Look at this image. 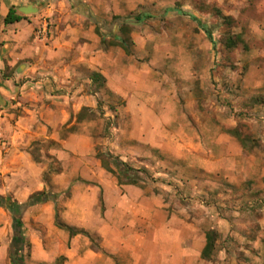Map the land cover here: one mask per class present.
Here are the masks:
<instances>
[{
    "label": "crops",
    "instance_id": "crops-1",
    "mask_svg": "<svg viewBox=\"0 0 264 264\" xmlns=\"http://www.w3.org/2000/svg\"><path fill=\"white\" fill-rule=\"evenodd\" d=\"M143 1L0 0V92L8 120L0 127V195L24 203L36 191L59 193L56 202L24 207L27 261L264 264V202L256 196L264 191V103L248 104L230 125L248 123L251 136L244 144L224 130L221 115L218 121L203 114L197 102L204 87L196 83L197 75H154L151 67L145 73L148 63L128 54L114 43L119 35L102 27ZM29 3L36 12L17 9L24 17L4 23L11 6ZM93 72L104 77L103 86ZM245 80L248 96L263 92L258 87L264 75H246ZM182 90L190 97L186 103ZM83 107L118 118L105 147L135 167L149 166L158 152L182 164L171 168L160 158L155 163L164 170L153 180L142 186L120 184L96 155L97 118L77 120ZM37 142L48 144L47 153L36 154ZM53 159L62 170L48 183L43 174ZM201 171L214 176L204 181ZM225 183L247 189L249 209L261 207L262 215L246 221L242 230L236 227L244 220L238 207L219 199L208 202L216 193L223 195ZM4 203L0 199V264H10L13 235ZM56 212L89 235H71L59 227ZM209 229L219 237L206 259L202 253Z\"/></svg>",
    "mask_w": 264,
    "mask_h": 264
},
{
    "label": "rangeland",
    "instance_id": "rangeland-1",
    "mask_svg": "<svg viewBox=\"0 0 264 264\" xmlns=\"http://www.w3.org/2000/svg\"><path fill=\"white\" fill-rule=\"evenodd\" d=\"M175 5L201 19L211 29L215 42H212L203 27L189 15L178 13L176 10L166 11L168 6ZM148 13L152 16L146 17L145 14ZM1 20L3 21V18ZM124 24L128 30L125 35L131 40L127 53H133L134 58L143 64L148 63L145 73L149 72L151 67L154 75H197L196 83H199V86L203 84L204 87V93L197 103L207 118L214 120L221 115L222 125L227 127L238 119L236 117L238 111H243L248 104H252L251 96L247 95L245 78L246 75H264V0H144L128 15L114 16L102 27L109 29L107 31L111 34L120 35ZM236 34L241 35L242 40L236 46L228 47L226 45L228 37ZM258 89L260 92L263 91L260 93L263 95L264 85L261 84ZM182 92H184L182 101L186 103L190 97L185 90ZM6 111L5 106L0 105V127L8 121L4 119ZM97 115L96 144L104 148L107 145L104 142L108 138L104 136L106 134L104 129L108 122L109 126L112 123L115 126L118 118ZM241 124L244 132L250 131L247 122L240 120ZM114 126L111 128L109 138H112ZM260 134L264 136V127ZM47 145L46 142L35 145L36 154L42 155V149L47 153ZM163 155L162 152H158L148 161L151 163L147 167L153 175H156L158 170H164L163 166L155 163ZM165 163L174 168L176 165L180 166L181 162L165 156ZM200 175L204 181L214 176L202 171ZM160 179L167 181L170 180V176L162 175ZM203 185L207 188L210 184L204 182ZM241 186L227 183L225 188L228 190L224 189L221 197L218 193L212 198L206 196L208 202L219 199L222 203L227 202L228 206L234 205L239 208V217L244 219L236 226L239 230L246 226L244 224L246 221L262 215L261 207L257 204L248 208L249 203L246 201L248 192ZM261 192H256V196L262 198L264 202V191ZM4 197L12 198L0 195L1 200ZM224 210L223 213L232 215L231 211ZM23 212L24 208L22 214ZM195 213H199L198 208H195ZM6 216L10 221V233L13 235L12 215L8 209ZM254 227H256L254 223H249V228ZM240 245L238 243V246ZM233 247L235 245L232 244L231 248ZM28 250L26 245L25 255ZM239 258L244 257L238 256Z\"/></svg>",
    "mask_w": 264,
    "mask_h": 264
},
{
    "label": "trees",
    "instance_id": "trees-1",
    "mask_svg": "<svg viewBox=\"0 0 264 264\" xmlns=\"http://www.w3.org/2000/svg\"><path fill=\"white\" fill-rule=\"evenodd\" d=\"M176 10L178 13H183L186 15H189L192 17L195 21L200 24L209 38L212 40V42H215L213 39L212 31L211 29L205 25L201 19H199L196 15H194L192 12L187 11L183 9L182 7L175 5V6H168L166 8V11H173ZM146 17L152 16L150 13L145 14ZM24 16L21 13H18L17 8L15 6H11L9 8V11L4 17V23H13L16 21H19ZM139 19H142L141 17H138ZM127 25H122V34H120L118 37L115 38L114 43L121 44L127 51H129V46L131 43L130 37L128 35H125L128 33V30L125 29ZM99 31V30H98ZM242 40L241 35L236 34L234 36H229L227 39V46L228 47H234L238 44L239 41ZM92 76L95 79H98L99 85L103 86L104 77L98 73L93 72ZM251 101L255 103H264V94H256L253 97H251ZM97 114L102 116V112L97 113L90 107H83L78 113H77V120L81 121L84 119H95L97 118ZM110 123H112L110 121ZM113 123L110 124L107 123L104 131L105 137L111 136V128ZM241 125H236L234 127H224V130H226L229 133H232L236 135L238 138L242 140L244 144H247V141L250 138V134L248 132H244L241 128ZM40 142H37L39 144ZM49 143H53V141H50ZM34 152V151H33ZM32 152V153H33ZM35 154V152H34ZM96 155L101 160L103 167L114 174L117 178L120 184H136L142 186L147 180H153L155 177L149 171L147 166H141V167H135L130 162L124 160L121 158L120 155L114 153L111 151L110 148L104 147L102 145L96 144ZM161 159H165V155L161 157ZM62 170V166L60 162L57 159H53L50 162V165L48 169L44 172L43 178L46 182L50 183L51 177L55 173H59ZM59 196L58 192H54L51 189H43L40 191H36L32 193L29 197V199L24 202L20 203L17 200H12L9 197H4L2 200L6 203V209H8L11 212L12 215V225H13V239L10 245L9 249V258L11 260V264H30L27 261V256H29V253H27V256L25 255V248H26V239L24 235V229H23V220H22V209L24 207L30 206L32 204L45 202L48 200H53L54 202L57 201ZM56 224L59 227H62L66 229L71 235H75L78 233H84L89 235V233L81 228L72 226L70 224H67L59 219V213L56 212ZM219 237V233L215 229H209L207 231V243L203 250L202 256L206 259H210L215 251L216 248V241Z\"/></svg>",
    "mask_w": 264,
    "mask_h": 264
},
{
    "label": "water",
    "instance_id": "water-1",
    "mask_svg": "<svg viewBox=\"0 0 264 264\" xmlns=\"http://www.w3.org/2000/svg\"><path fill=\"white\" fill-rule=\"evenodd\" d=\"M17 9H19L23 13H34L37 11V7L34 4H26L22 6H17ZM0 27H1V18H0ZM6 103L5 99L3 98L1 92H0V105H4ZM6 205V203H4Z\"/></svg>",
    "mask_w": 264,
    "mask_h": 264
},
{
    "label": "built area",
    "instance_id": "built-area-1",
    "mask_svg": "<svg viewBox=\"0 0 264 264\" xmlns=\"http://www.w3.org/2000/svg\"><path fill=\"white\" fill-rule=\"evenodd\" d=\"M42 32L41 31H39V34H41ZM0 140H3V137H2V133H1V131H0Z\"/></svg>",
    "mask_w": 264,
    "mask_h": 264
}]
</instances>
